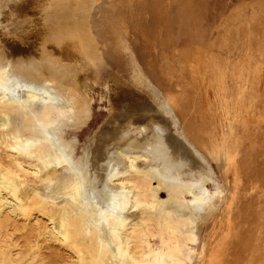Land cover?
Masks as SVG:
<instances>
[{"label":"bare ground","instance_id":"6f19581e","mask_svg":"<svg viewBox=\"0 0 264 264\" xmlns=\"http://www.w3.org/2000/svg\"><path fill=\"white\" fill-rule=\"evenodd\" d=\"M9 2L0 0V26L15 22ZM29 7L40 45L0 42V264H44V249L58 264H193L205 220L226 195L212 165L164 101L156 109L123 94L130 90L116 73L106 86L119 108L81 155L72 135L91 117L99 69L92 28L81 33L72 17L91 3ZM59 9L70 11L51 22ZM136 79L148 83L140 72ZM50 237L58 246L45 247Z\"/></svg>","mask_w":264,"mask_h":264},{"label":"rangeland","instance_id":"374dc122","mask_svg":"<svg viewBox=\"0 0 264 264\" xmlns=\"http://www.w3.org/2000/svg\"><path fill=\"white\" fill-rule=\"evenodd\" d=\"M10 1L15 22L0 26V42L31 50L42 40L34 41L39 16L34 18L26 7L31 10L39 0H16L20 5ZM88 2L89 11L74 10L72 17L84 28L81 33L92 28L89 37L99 69L91 117L72 135L80 141V154L119 108L120 98L106 86L116 73L130 90L123 94L156 109L164 101L172 109L179 130L207 158L226 193L205 220L193 264H264V0ZM65 10L54 17L49 11L47 17L59 21ZM139 72L148 83H138ZM156 92L162 95L159 102ZM23 194L20 188L18 196ZM16 238L24 244L22 233ZM53 240L45 247L58 246ZM44 253V264L61 263L49 250Z\"/></svg>","mask_w":264,"mask_h":264}]
</instances>
